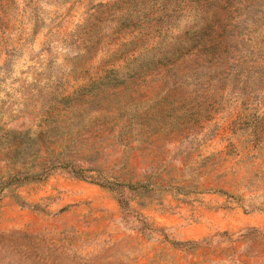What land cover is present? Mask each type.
<instances>
[{"label":"rangeland","instance_id":"1","mask_svg":"<svg viewBox=\"0 0 264 264\" xmlns=\"http://www.w3.org/2000/svg\"><path fill=\"white\" fill-rule=\"evenodd\" d=\"M49 166L0 264H264V0H0V183Z\"/></svg>","mask_w":264,"mask_h":264},{"label":"trees","instance_id":"2","mask_svg":"<svg viewBox=\"0 0 264 264\" xmlns=\"http://www.w3.org/2000/svg\"><path fill=\"white\" fill-rule=\"evenodd\" d=\"M55 161H51L50 164H54ZM65 164V163H64ZM64 167H68L69 165H63ZM51 171V167H46L43 170H41L38 173H33V174H27V173H17L13 176L8 177L9 179L3 181L0 183V199L3 196V191L4 189L11 185V184H19L23 181L24 178H41V176L47 177ZM73 173L75 174L76 177L80 178H89L87 175L84 174V171L82 169H77L76 167L73 168Z\"/></svg>","mask_w":264,"mask_h":264}]
</instances>
